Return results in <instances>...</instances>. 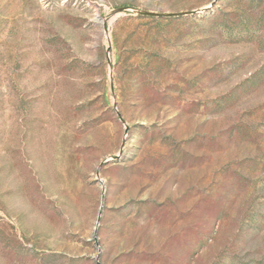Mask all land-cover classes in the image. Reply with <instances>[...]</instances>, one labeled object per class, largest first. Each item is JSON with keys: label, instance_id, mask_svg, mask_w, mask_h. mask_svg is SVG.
Masks as SVG:
<instances>
[{"label": "rangeland", "instance_id": "obj_1", "mask_svg": "<svg viewBox=\"0 0 264 264\" xmlns=\"http://www.w3.org/2000/svg\"><path fill=\"white\" fill-rule=\"evenodd\" d=\"M0 264H264V0H0Z\"/></svg>", "mask_w": 264, "mask_h": 264}, {"label": "water", "instance_id": "obj_2", "mask_svg": "<svg viewBox=\"0 0 264 264\" xmlns=\"http://www.w3.org/2000/svg\"><path fill=\"white\" fill-rule=\"evenodd\" d=\"M120 116V114H118Z\"/></svg>", "mask_w": 264, "mask_h": 264}]
</instances>
